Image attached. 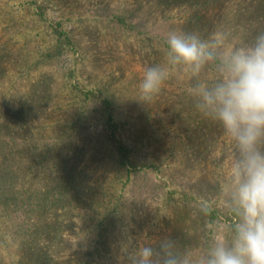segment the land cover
Masks as SVG:
<instances>
[{"label": "rangeland", "instance_id": "374dc122", "mask_svg": "<svg viewBox=\"0 0 264 264\" xmlns=\"http://www.w3.org/2000/svg\"><path fill=\"white\" fill-rule=\"evenodd\" d=\"M231 1L222 20L214 7L206 11L212 14L207 20L215 21L207 38L223 34L226 50L245 40L244 31L227 21L235 14ZM178 3L0 0V143L21 167L17 187L34 198L50 193L38 183H50L55 154L62 149L61 155L71 156L69 146L76 143L83 144L79 167L99 190L93 204L77 206L63 220V251H75L76 261L97 248L91 256L100 264H130L129 253L177 231L196 264L215 235L234 234L238 216L229 207L228 182L237 152L218 122L191 105L193 98H185L188 106L181 101L195 78L172 68L151 100L139 96L145 69L167 66V33L185 32L180 18L186 9ZM218 75L209 65L200 78L212 82ZM35 95L43 107L35 105ZM29 99L34 115L22 109L17 116ZM104 99L112 100L111 122L102 111ZM109 131L130 149V164L118 161ZM20 215L0 212L1 264H19L12 225Z\"/></svg>", "mask_w": 264, "mask_h": 264}, {"label": "clouds", "instance_id": "9594fccd", "mask_svg": "<svg viewBox=\"0 0 264 264\" xmlns=\"http://www.w3.org/2000/svg\"><path fill=\"white\" fill-rule=\"evenodd\" d=\"M225 37L214 33H167L166 65L147 67L139 84L141 100H151L163 88L172 68L186 69L197 109L218 122L235 146L230 165L229 207L238 216L234 234L213 237L196 264H264V32L244 45L226 50ZM209 65L218 77L201 79ZM130 264H190L176 242L164 239L158 248L141 246L129 253Z\"/></svg>", "mask_w": 264, "mask_h": 264}, {"label": "trees", "instance_id": "16d2710c", "mask_svg": "<svg viewBox=\"0 0 264 264\" xmlns=\"http://www.w3.org/2000/svg\"><path fill=\"white\" fill-rule=\"evenodd\" d=\"M165 1V0H164ZM225 1V2H224ZM229 0H178V4L182 9H186L185 14L182 15V27L185 32L197 33L203 38H207L210 30L206 29L207 26L214 25L215 21L207 20L206 11L211 7L218 10L221 16H227L228 8L226 3ZM222 2H224L223 5ZM231 6L235 14L229 16L227 21H231L233 26L244 31V43L252 41L256 34L264 32V0H253L247 3V0H233ZM157 7V5H156ZM138 14V12H132ZM64 41L69 44V37L65 36ZM180 96V95H179ZM179 96H177L179 98ZM38 107H43L42 103H37ZM30 98V97H29ZM181 101L185 103V98L192 99L191 105L195 104L194 97L191 91H187L186 97L180 96ZM179 98V100H180ZM183 99V100H182ZM28 99H26L27 101ZM187 106L189 104L185 103ZM34 101L29 99L27 104H22V108L18 109L17 116H21L22 109L26 115L36 112ZM102 111L107 117V121L111 122L112 118V100H102ZM93 118V116H92ZM0 127H2L0 125ZM217 127H222L219 123ZM3 128V127H2ZM0 128V129H2ZM112 128V127H111ZM110 141L114 145V151L117 152V159L120 164H130L129 152L130 149L125 145L118 142L113 134L109 131ZM5 142L0 143V212L3 216L4 211L19 210L20 220H14L12 225V232L15 240L20 247L21 257L18 258L19 264H100L96 258H92L93 251H88L85 258H77L76 254H65L61 233L63 228V220L66 217L70 218L73 210L77 206H88L93 204L99 190L90 185L88 172L85 168L79 167L80 165V152L83 150V144H76L69 146L71 156L68 154L61 155L62 149L58 151L56 160L53 162L55 169L49 177L50 183L42 185L45 191L50 193H42L34 198L31 193L27 192V188H18L17 183L20 182L21 167L17 159L8 157ZM47 152V151H46ZM132 165V164H131ZM132 168H136L132 165ZM145 167V165H144ZM18 171V172H17ZM11 173V174H10ZM27 194L25 195V193ZM206 216L211 219L214 216V211H206ZM102 230V223L99 222ZM103 236L100 232L98 237ZM184 237L179 232L174 231L167 233L164 237L158 238L156 242L150 244L154 248L159 247V243L164 239H171L176 242V250L182 254H186L185 248L189 246L187 242L179 244ZM14 240V239H12ZM15 242V241H14ZM99 243V241H97ZM147 244V243H146ZM71 247L73 243L69 242ZM149 246V245H148ZM88 256H91L88 257ZM4 262V258L0 256V264Z\"/></svg>", "mask_w": 264, "mask_h": 264}]
</instances>
